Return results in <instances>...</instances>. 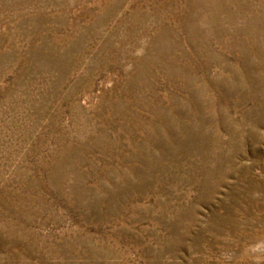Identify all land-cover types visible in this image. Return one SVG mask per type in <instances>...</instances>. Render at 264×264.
<instances>
[{
	"label": "rangeland",
	"instance_id": "obj_1",
	"mask_svg": "<svg viewBox=\"0 0 264 264\" xmlns=\"http://www.w3.org/2000/svg\"><path fill=\"white\" fill-rule=\"evenodd\" d=\"M0 264H264V0H0Z\"/></svg>",
	"mask_w": 264,
	"mask_h": 264
}]
</instances>
